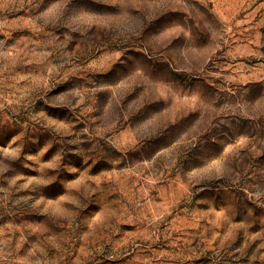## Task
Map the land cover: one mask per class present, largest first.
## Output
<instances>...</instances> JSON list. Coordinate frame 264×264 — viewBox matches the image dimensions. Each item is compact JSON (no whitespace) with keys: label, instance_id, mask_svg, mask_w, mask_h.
Returning a JSON list of instances; mask_svg holds the SVG:
<instances>
[{"label":"rangeland","instance_id":"1","mask_svg":"<svg viewBox=\"0 0 264 264\" xmlns=\"http://www.w3.org/2000/svg\"><path fill=\"white\" fill-rule=\"evenodd\" d=\"M0 264H264V0H0Z\"/></svg>","mask_w":264,"mask_h":264}]
</instances>
